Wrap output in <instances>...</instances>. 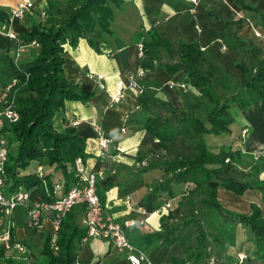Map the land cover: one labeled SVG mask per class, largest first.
Listing matches in <instances>:
<instances>
[{
  "label": "trees",
  "instance_id": "1",
  "mask_svg": "<svg viewBox=\"0 0 264 264\" xmlns=\"http://www.w3.org/2000/svg\"><path fill=\"white\" fill-rule=\"evenodd\" d=\"M120 1L47 0L45 16L32 21L26 30L15 32L23 40L34 38L38 46L28 58L10 62L16 83L8 96L18 119L0 126L8 144L4 165L6 192L22 188L30 197L50 199L55 196L53 182L59 180L62 189H66L76 179L71 163L76 155L86 157L84 137L67 121L60 131L52 127L51 121L65 99L86 102L91 93L64 76L62 51L79 38L98 49L111 33L112 6L118 7ZM233 1L264 28V13L256 5ZM207 12L216 18L214 6L208 5ZM0 18H6L3 10ZM242 23V17L230 16L217 32L224 46L238 55L232 62L239 70L238 78L195 40L177 41L173 46L153 27L137 34L144 50L150 48L157 66L170 74L183 71L197 91L191 103L193 108L202 99L206 102L204 114L197 116L191 109H176L159 98L153 99L155 105L147 103L141 94L137 99L146 110L142 127L158 143L139 170H163L144 199L157 195L174 199V204L160 213L158 229L141 233V238L146 243L163 245L177 241L180 253L171 258L172 264H204L210 257L220 264L230 262L225 250L233 242L236 223L250 231L256 256L261 257L264 252V206L260 209L252 205L249 213L239 212L223 207L215 195L217 185L234 193L245 188L264 190V178L239 168L244 153L238 147L226 144L213 148L205 139L207 134L227 132L236 111L249 105H257L264 115V51L238 33ZM32 162L35 167L30 168ZM36 164L49 168L38 174ZM54 170L58 171L56 180L50 177ZM75 214L71 209L64 214L53 243L45 235L38 249L43 264H73L77 259L84 228L77 224ZM0 264L23 263H14L0 246Z\"/></svg>",
  "mask_w": 264,
  "mask_h": 264
},
{
  "label": "crops",
  "instance_id": "2",
  "mask_svg": "<svg viewBox=\"0 0 264 264\" xmlns=\"http://www.w3.org/2000/svg\"><path fill=\"white\" fill-rule=\"evenodd\" d=\"M18 1L0 0V10L7 12ZM46 1L34 0V7L26 10L22 18L13 19L11 28L15 32L26 30L32 21H37L35 9L45 6ZM241 1L256 5L264 13V0ZM208 5L215 7L216 18L209 16ZM238 14L243 18L238 33L250 38L264 51V28L246 9L236 6L233 0H197L195 3L189 0H121L118 7L112 6L109 20L111 33L101 42L98 49L92 47L84 38H79L75 44L65 45L62 51L64 76L76 81L78 87L89 91L91 96L86 102L65 99L54 112L51 125L60 131L67 121L74 126L76 133L84 137V151L87 153L84 167L88 171L101 170V174L95 179V188L104 210L117 221L124 223L129 242L143 250L153 264H172L170 260L178 256L180 248L177 241L163 245L146 243L141 238V233L158 229L160 213L156 209L167 199H170L172 206L174 199L163 195L144 199L150 186L161 178L163 170L159 167L139 170L151 157V151H156L158 143L156 137L142 127L143 113L146 110L137 99L141 94L149 104L155 105L153 99L159 98L169 102L176 109L193 110L191 103L197 91L188 83L181 69L170 74L161 66H157L148 51L150 48H143L138 52L137 42L140 38L137 39V34L153 27L160 37L168 39L173 46L177 41L195 40L200 48L209 51L222 66L238 78L239 70L232 65L238 56L237 53L224 46L217 37L224 19L230 16L239 17ZM247 19L261 31V37L253 36L246 23ZM2 20L0 18V23ZM13 47V41L0 33V60L5 61L6 58L9 62L14 59L21 61L33 53L23 47L24 50L15 56ZM22 54L26 56L20 59ZM138 67L144 70L137 80L142 85V92L137 94L134 88L124 86L118 99L112 101L111 95L116 89L115 81L119 78L125 79ZM97 73L102 74L100 80L95 77ZM10 75L9 72L8 77L0 80V92L1 86ZM175 81L183 83L184 86L181 88L173 85ZM90 122L99 125L101 134L111 137L103 155L99 153L98 133ZM242 125L250 127V133L244 140L238 135ZM120 126L124 127L123 131ZM227 132H234L236 142L229 145L232 148L238 147L245 153L243 158L246 162L243 159L242 164L249 168L248 152L264 144L263 112L255 104L237 110ZM138 155H141L140 159ZM253 170L258 177L264 178V154L255 158ZM215 195L223 207L239 212L249 213L252 205L260 209L264 206V190L256 188H245L241 193H234L222 185H217ZM71 211L76 212L75 219L79 224L81 206L75 204ZM233 230V242L225 250L230 260L226 264H264V252L261 257L256 256L248 228L236 223ZM12 231L16 238L24 240L28 253L38 257V242L32 243L31 239L25 241V237L28 238L36 232L26 229L24 222L20 227H15L13 223ZM39 237L38 235L37 238ZM99 239L107 246L113 247V252L111 248L105 250L100 264H128L124 250L115 248L106 239ZM4 253L8 255L5 249ZM33 260L32 256L28 255V261L32 263ZM204 264L220 263L210 257Z\"/></svg>",
  "mask_w": 264,
  "mask_h": 264
},
{
  "label": "built area",
  "instance_id": "3",
  "mask_svg": "<svg viewBox=\"0 0 264 264\" xmlns=\"http://www.w3.org/2000/svg\"><path fill=\"white\" fill-rule=\"evenodd\" d=\"M196 2L197 0H189ZM34 7L32 0H19L14 6L6 12V18L0 23V33L13 41L15 47V56L24 48H37L38 42L32 38L23 40L19 38L14 29L11 28L13 19H20L24 16L26 10H31ZM35 14L38 19L45 16V6L35 9ZM238 16H240L238 14ZM250 31L254 37H261V31L247 19ZM138 52L143 50L142 42H137ZM13 62H16L15 59ZM143 69L138 67L133 73L129 74L125 79L119 78L115 81V91L111 95V100L116 101L120 96L121 89L124 86L134 88L137 94L143 90L142 85L138 83V77L143 74ZM95 77L100 80L101 73L95 74ZM16 83V78L11 75L9 79L1 86L0 92V126L11 123L18 119V112L14 109L12 98L9 92ZM173 85L183 87V83L173 82ZM101 86L102 84L99 83ZM90 125L98 133V148L101 155L106 152V145L111 140V137L105 136L99 132L100 127L97 123L90 122ZM123 131L124 127L120 126ZM250 127L243 125L239 130V137L244 140L249 134ZM258 149V154H264V144ZM8 144L5 137L0 133V246L7 250L12 248L19 254H25L21 259L23 264H30L28 261V248L23 242V239H18L14 236L12 228L13 221L11 218L12 208L16 204H23L25 209L24 224L26 229L36 232L43 241L45 235L49 236L50 243H53L56 231L64 214L70 210L75 204L81 206L82 215L79 225L84 228V235L80 238L82 241L86 237H98L106 239L112 246L117 249L124 250L125 258L128 264H153L148 260L143 250L134 246L129 242L124 223L114 219L106 210L95 188V179L101 174V170L88 171L84 167V158L76 155L71 163V169L76 175L66 189H62L61 182L56 180L53 182V192L55 196L50 199H42L39 197H30L29 192L25 189H17L11 192H6V173L5 161L7 158ZM226 160V159H225ZM143 163V161H142ZM43 166L36 164V172L42 174ZM60 190V191H59ZM59 191V193H57ZM171 205L170 199L162 202L161 206L156 209L161 213ZM53 248L55 246L53 245ZM76 264V262H75Z\"/></svg>",
  "mask_w": 264,
  "mask_h": 264
},
{
  "label": "rangeland",
  "instance_id": "4",
  "mask_svg": "<svg viewBox=\"0 0 264 264\" xmlns=\"http://www.w3.org/2000/svg\"><path fill=\"white\" fill-rule=\"evenodd\" d=\"M32 1H34V0H32ZM36 19L39 20L38 18H36ZM13 48L15 50V47H13ZM25 49H27L28 51H31L33 53L36 51V48H25ZM23 50L24 49L20 50L19 53H21ZM30 55L31 54H29V56ZM25 56H26V54L25 55L22 54L19 58L23 59ZM4 60L5 61L0 60V80H2V78L8 77L9 72L12 73V68H11L9 60H6V58H4ZM205 105H206V102L204 99H202L200 104L196 108H193L194 114L197 116H202L205 112ZM205 139H206V142L210 145V147H213V148H218L220 145L233 144V142H236L235 141L236 136L234 135V132H231V133L223 132V133H219L216 135L215 134H207L205 136ZM257 151H258V149L256 148V149L252 150L251 152H248V154L250 156L247 158V164L249 165V168L244 167L243 164L241 163V165H239V168L241 170L246 171L247 173L249 172L251 174L256 173V171H254L253 168L255 167V158H257V156L260 155V154H258ZM244 161H245V159H244ZM29 167L30 168L35 167V163L34 162L30 163ZM48 168H49L48 166H43L42 171L47 170ZM57 176H58L57 170H54L53 173L50 174V177L52 179L56 178ZM24 216H25L24 205L21 203L16 204L12 208V211H11V218H12V221H13L15 227H20V225L24 221V218H25ZM37 236H36V233H34V235H31L28 238L25 237V241L27 242L28 240L31 239L32 243L38 242V249H39L42 241L39 240V238H37ZM107 248H111V252H113V247L107 246V244L105 242H103V240H100L97 237H86L82 241L80 240L78 252H77V259L74 260L73 264H75V262H76V264H100L101 263L100 259L105 255V253H106L105 250ZM35 249L37 250V247H35ZM7 254L10 256V258L13 259L14 263L18 262L19 260L21 262V259L25 256V254H23V256H22V254L17 253L16 250H14L12 248L7 249ZM29 255L32 256V259H34L33 260L34 262L32 261V263H30V264H33V263L34 264H43L41 261V258L39 256L37 257L36 255H33L31 253Z\"/></svg>",
  "mask_w": 264,
  "mask_h": 264
}]
</instances>
